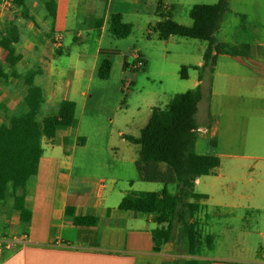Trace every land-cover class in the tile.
Segmentation results:
<instances>
[{
  "label": "rangeland",
  "instance_id": "374dc122",
  "mask_svg": "<svg viewBox=\"0 0 264 264\" xmlns=\"http://www.w3.org/2000/svg\"><path fill=\"white\" fill-rule=\"evenodd\" d=\"M159 1L164 6L160 9L161 13H170L179 24L190 26L192 21L188 13L193 4H213L218 0H142L140 4L114 0V8L121 13V21L131 25L130 33L123 37L112 34L109 23L108 30L102 36L95 28L85 29L77 24V16L71 11L63 38L59 41L61 46L51 50L45 59L42 67H51L57 72V81L75 91L71 97L78 104L76 115H84L86 124L83 134L79 135L85 142L82 147L77 145L75 154L67 160L73 169L79 168L86 174H99L101 161L98 154L109 161L121 158L129 160L132 157L137 160L139 147L125 141L118 132L139 136L152 108H165L174 94L195 87L201 71L191 67L203 62L202 55L207 43L178 36H171L167 40L146 39L148 26L160 18L157 13ZM84 16L91 19L93 14L84 13ZM14 19V14L3 17L0 20V33H7ZM99 36L101 41L97 45ZM21 37L16 47L18 52L30 55L27 63L31 64V56H44L41 45H37L34 52V47L29 48ZM214 37L229 47L247 48L245 52L239 51L243 54L236 59L218 55L212 70L207 68L202 71L201 87L206 97L201 99V104L199 102L196 116L198 127L205 132H197L195 151L220 157V165L194 186L196 193L209 197L207 200H195L201 205L197 212L188 217V221L194 223V232L202 244L207 234L214 235L210 254L216 249L215 253L223 255L238 248L257 246L259 233L264 234V198L259 205H255L258 201L254 200L257 194L264 195V56H250V51L264 49V0H227L226 12ZM97 48H100L101 55L109 58V76L102 79L94 73L91 80L86 77L81 81L76 80L71 68L82 67L84 63L89 66L91 55L96 53ZM5 55L6 52L0 48L1 64ZM137 56L141 58L143 67L135 69L133 64L137 62ZM124 61L126 67L123 66ZM183 67H189L186 79L180 75ZM17 69L30 74L37 72L36 67L24 69L19 63ZM227 74H230L229 78L225 76ZM236 81L243 82V86L237 89ZM0 82L1 85V79ZM10 82H7L8 86L16 92L24 86L18 84L20 79L11 78ZM3 85L6 86V82ZM83 88L86 98L81 97L79 101V91ZM255 97H258V104L250 109V98ZM85 99L88 102L82 105ZM45 110L50 112V108ZM17 114L26 117L24 109H19ZM42 117L43 109L39 119ZM88 120L90 124H87ZM3 122L7 120L2 119ZM215 130L217 146L210 147L208 139ZM97 133L104 137L98 140ZM87 158L88 162L84 161ZM61 171L67 173L68 170ZM218 174L223 176L221 184L218 180L213 182ZM133 176H137L136 170ZM136 181L131 189L135 193L159 192L163 189L162 184L142 181L139 176ZM118 185L123 188L125 184L119 182ZM126 186L128 188V184ZM168 191L174 193L175 187L168 185ZM161 205L163 202L160 200L157 202V213ZM171 242L179 254H184V257L176 259L179 264L187 258H201L205 253V244L201 255L194 257L187 255L177 237ZM154 263L151 261L149 264Z\"/></svg>",
  "mask_w": 264,
  "mask_h": 264
},
{
  "label": "crops",
  "instance_id": "0c3cea01",
  "mask_svg": "<svg viewBox=\"0 0 264 264\" xmlns=\"http://www.w3.org/2000/svg\"><path fill=\"white\" fill-rule=\"evenodd\" d=\"M48 1L57 2V0H23L28 18L21 15V9L16 5L14 13L16 19L12 23L22 32L21 38L29 48L33 49L34 47L33 50L36 52L35 47L41 45L45 51V53L43 51L44 56L42 58L31 56V64L27 63L30 55L21 52L22 59L19 61V65L29 70L34 67L37 68V72L31 74H33L34 84L41 85L36 84L44 94L43 116H55L57 104L66 95H70L68 99L74 101L71 95L75 94V91L58 82L57 72L51 67L43 68L42 66L50 51L61 46L59 41L63 38L70 12L73 11L76 14L78 25L88 30L95 28L99 31L100 36L108 30L111 17L113 15L121 17V13L116 7L114 8V0H67L64 30L56 33L54 43L50 44L45 37H39L40 32L47 33L50 30L52 23V18L48 15L45 5ZM127 1L120 0L122 3ZM129 1L140 4L142 0ZM84 13H92L93 17L88 19ZM97 22L98 24H96ZM109 30L111 31L110 26ZM100 36L97 39V45L100 44ZM100 53V48H97L96 53L91 55L92 61L89 66L84 63L82 67L71 68L76 80L81 81L84 77L91 80L94 73L98 75L100 63L105 58ZM222 55L232 59L242 56ZM260 55L264 56V49H260L259 52L250 51V56L253 58ZM39 71L41 72L39 73ZM25 72L27 71L25 70ZM225 76L229 78L230 74ZM10 81L7 82L11 83ZM18 84L23 86L22 79ZM198 84L199 80L194 83V86ZM8 85H3L4 87L0 88V108L8 109L10 115H14L25 122L27 118L25 116L23 118L17 113L19 109H24L25 115L24 97L26 90L23 86L19 92H16L14 88L13 90ZM235 86L237 89L241 88L243 82L236 81ZM81 97L86 98L84 88L79 91V101H81ZM255 98H250L252 101L248 103L250 109L258 104V97ZM87 102L88 99H85L82 105ZM75 104L77 113L78 104L77 102ZM49 108L50 112H46L45 109ZM77 117L78 125L76 127L55 125L46 133L47 136L44 134L41 139L43 152L39 161L38 172L27 181L25 188V207L30 211L29 221H22L19 213L12 209L13 197L0 199V230L6 231V233L10 231L18 237L22 234L26 235V240L11 254H8L0 246V264H149L151 261H155L154 264H164V262H169L166 264H179L176 259L184 257V254H179L173 242L163 244L159 252L153 251L152 230L156 227L152 220L153 215L118 209L123 196L132 192L131 189L137 182L136 158L109 161L98 154L97 157L101 161L99 174H86L79 168L73 169L67 163V160L75 154L79 134H83L82 131H84L86 124L83 114L77 115ZM90 123L91 121L88 120L87 124ZM118 133L122 137L123 133ZM96 137L100 140L104 135L97 133ZM78 146L82 147L83 145ZM88 160L89 158L84 161L88 162ZM65 169L68 170L67 173L61 171ZM134 170H136L137 176H133ZM202 178L203 176L197 178L194 186L203 180ZM222 179V174H218L213 182L218 180L221 184ZM119 182H124L123 188L119 187ZM126 184H128V188H126ZM208 197L206 195L205 199L207 200ZM263 198V194H257L254 200L258 202L255 205L262 203ZM68 207L77 216L99 217L101 219L99 226L95 228L74 226L72 215L66 214ZM167 208V205L163 203L159 212L167 211ZM108 209L111 210V213L106 215ZM259 234L257 246L252 248H238L237 251L223 255L215 253L216 249L213 254L209 253L210 250L205 249L204 255L196 259L208 262V264H264V234ZM212 236L214 237V235Z\"/></svg>",
  "mask_w": 264,
  "mask_h": 264
},
{
  "label": "trees",
  "instance_id": "16d2710c",
  "mask_svg": "<svg viewBox=\"0 0 264 264\" xmlns=\"http://www.w3.org/2000/svg\"><path fill=\"white\" fill-rule=\"evenodd\" d=\"M15 3L21 9V15L28 18L23 0H15ZM66 4L67 0H57L55 3L48 1L45 4L52 23L47 33H40L50 44L54 43L55 34L64 30ZM158 5L157 13L160 18L148 26L145 31L146 39L167 40L171 36H178L205 41L207 46L202 55L203 62L191 67L201 71L199 84L185 92L174 94L165 108H152L139 136L122 134L124 140L139 147L136 160L139 179L160 183L163 189L161 193L128 192L121 199L118 209L153 215L152 220L156 224L152 230L154 252H159L163 244L177 237L187 255L196 257L201 255L204 244L206 249L211 250L214 238L207 234L202 244L194 232V223L188 221V217L198 211L200 204L195 200L206 198V195L194 191L195 181L201 176L212 174L220 165L219 157L195 151L198 104L206 97L203 96L201 87L202 71L207 68L212 70L219 54L237 56L243 54L239 51H245L238 46L229 47L230 45L218 42L214 37L226 12L227 0H218L213 4H193L188 13L192 21L190 26L179 24L170 13H161L163 3L159 1ZM110 28L116 37L126 36L131 31V25L123 23L119 15L111 17ZM7 30V33H0V48L6 52L4 63L0 64V79L6 84L11 78L22 79L26 90L24 103L27 119L23 122L10 115L8 109L0 108V199L13 197L12 209L19 213L22 221L27 222L30 211L25 207V188L27 181L38 172L43 152L41 139L55 125L76 127L78 118L75 102L64 98L57 104L55 116H43L39 119L45 103L43 91L34 84L32 74L17 69L22 59V54L16 47L20 42L19 28L11 24ZM123 66L126 67L125 61ZM188 68L183 67L180 71L183 79L187 78ZM110 69L111 63L106 56L100 63L98 77L106 79ZM2 119L7 122L1 123ZM77 141L78 145L85 142L83 137H78ZM217 142L215 130L208 139V145L216 147ZM168 185L175 187L174 193L168 191ZM159 199L169 206L168 211L156 212ZM110 213L111 210L108 209L106 215ZM66 214L72 215V224L76 227L95 228L101 221L97 216L74 215L69 207L66 208ZM184 264L208 262L190 258Z\"/></svg>",
  "mask_w": 264,
  "mask_h": 264
},
{
  "label": "built area",
  "instance_id": "2783aa9c",
  "mask_svg": "<svg viewBox=\"0 0 264 264\" xmlns=\"http://www.w3.org/2000/svg\"><path fill=\"white\" fill-rule=\"evenodd\" d=\"M16 4L14 0H0V20L6 16H13L15 12ZM136 63L133 64L135 69L143 67V62L139 56L136 57ZM197 132H205L201 128L196 129ZM26 240V235L22 234L18 237L16 234L8 231L0 230V246L4 248V250L10 254L13 253L18 246L22 244V242Z\"/></svg>",
  "mask_w": 264,
  "mask_h": 264
}]
</instances>
